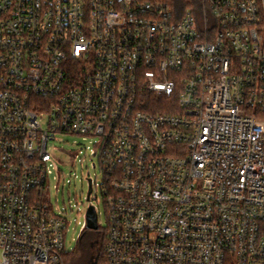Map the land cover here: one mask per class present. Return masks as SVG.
I'll return each instance as SVG.
<instances>
[{
    "label": "built area",
    "instance_id": "built-area-1",
    "mask_svg": "<svg viewBox=\"0 0 264 264\" xmlns=\"http://www.w3.org/2000/svg\"><path fill=\"white\" fill-rule=\"evenodd\" d=\"M200 1L0 0V264H66L57 134L97 139V264H264V0Z\"/></svg>",
    "mask_w": 264,
    "mask_h": 264
},
{
    "label": "rangeland",
    "instance_id": "rangeland-1",
    "mask_svg": "<svg viewBox=\"0 0 264 264\" xmlns=\"http://www.w3.org/2000/svg\"><path fill=\"white\" fill-rule=\"evenodd\" d=\"M97 143L95 137L77 134H57L50 141V152L58 160L49 179V194L55 206L67 209L68 227L65 232L66 251H73L78 246L79 238L86 223V212L90 205L87 200L89 178L97 182L94 192L97 199H92L98 211L100 227L108 225L107 209L99 184L104 179L98 155L93 154ZM93 163H96L94 167ZM64 173L65 181L58 176Z\"/></svg>",
    "mask_w": 264,
    "mask_h": 264
},
{
    "label": "trees",
    "instance_id": "trees-1",
    "mask_svg": "<svg viewBox=\"0 0 264 264\" xmlns=\"http://www.w3.org/2000/svg\"><path fill=\"white\" fill-rule=\"evenodd\" d=\"M167 4H171L178 12H185L188 9L194 10L198 6L200 0H163ZM175 100V98H174ZM141 109L147 112H168L170 107V98L166 95L157 96L148 93L143 97ZM98 239V243L96 240ZM106 239V231L100 227L99 231L84 228L78 241V246L73 251H65L64 259L66 264H89L92 256L99 255V261L103 259V244ZM92 244H95L94 246Z\"/></svg>",
    "mask_w": 264,
    "mask_h": 264
},
{
    "label": "water",
    "instance_id": "water-1",
    "mask_svg": "<svg viewBox=\"0 0 264 264\" xmlns=\"http://www.w3.org/2000/svg\"><path fill=\"white\" fill-rule=\"evenodd\" d=\"M92 192V183L89 182V189L87 193V200H90V194ZM86 227L89 229H98L99 223H98V213L96 211V208L94 205H89L87 212H86ZM99 255L96 254L95 256H92L90 259L89 264H97Z\"/></svg>",
    "mask_w": 264,
    "mask_h": 264
},
{
    "label": "flooded vegetation",
    "instance_id": "flooded-vegetation-1",
    "mask_svg": "<svg viewBox=\"0 0 264 264\" xmlns=\"http://www.w3.org/2000/svg\"><path fill=\"white\" fill-rule=\"evenodd\" d=\"M92 189H93V185H92ZM91 198V197H90ZM95 231H99L100 230V227H98V229H94ZM96 243H98V239L96 240ZM93 246L95 245V244H92Z\"/></svg>",
    "mask_w": 264,
    "mask_h": 264
}]
</instances>
